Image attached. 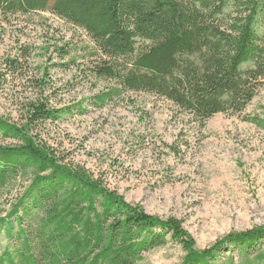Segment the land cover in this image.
<instances>
[{
	"label": "trees",
	"instance_id": "16d2710c",
	"mask_svg": "<svg viewBox=\"0 0 264 264\" xmlns=\"http://www.w3.org/2000/svg\"><path fill=\"white\" fill-rule=\"evenodd\" d=\"M43 12L83 30L92 43L81 48L85 67L94 78L115 81L91 97L96 107L124 91H143L170 100L202 127L215 114H241L264 85V0H0L4 22ZM68 47L54 49L60 60L78 55ZM29 58L19 47L0 63V98L11 97L18 113L17 121L0 116V135L18 141L0 145V190L22 172L33 173L0 216V233L18 241L3 249L0 264H140L142 253L168 237L185 250L182 264H217L226 247L241 255L238 264L264 263V227L199 250L179 219L151 215L83 167L65 163L43 135L72 108L53 103L44 67L29 76ZM69 59L53 65L68 67L77 56ZM244 119L264 128V119Z\"/></svg>",
	"mask_w": 264,
	"mask_h": 264
},
{
	"label": "rangeland",
	"instance_id": "374dc122",
	"mask_svg": "<svg viewBox=\"0 0 264 264\" xmlns=\"http://www.w3.org/2000/svg\"><path fill=\"white\" fill-rule=\"evenodd\" d=\"M68 45L78 52L69 55L77 56L75 64L53 65L71 62L69 56L60 60L54 53ZM25 46L29 76L44 67L53 103L72 108L62 120L48 124L43 135L65 163L83 167L151 215L179 219L199 250L231 233L264 227V128L244 119H264V85L241 114L218 113L201 127L170 100L143 91H124L102 107L92 105L91 97L115 81L89 73L80 53L92 46L90 38L51 13L18 15L9 22L0 17V63ZM10 103L11 97L0 98V116L17 121ZM78 103L83 112L77 111ZM17 144L0 135V145ZM32 176L31 170L22 172L0 190V216L8 213ZM13 225L16 229L14 219ZM17 244L14 235L0 233V254ZM184 256L181 244L168 237L163 246L142 253L140 264H182ZM229 257L234 264L241 260L236 248L226 247L214 262Z\"/></svg>",
	"mask_w": 264,
	"mask_h": 264
}]
</instances>
